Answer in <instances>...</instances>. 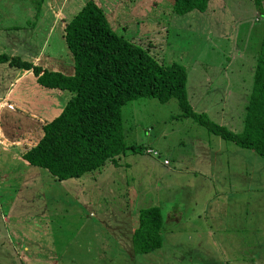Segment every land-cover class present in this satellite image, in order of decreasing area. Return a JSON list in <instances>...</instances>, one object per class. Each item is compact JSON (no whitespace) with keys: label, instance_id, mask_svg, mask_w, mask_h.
I'll use <instances>...</instances> for the list:
<instances>
[{"label":"rangeland","instance_id":"rangeland-1","mask_svg":"<svg viewBox=\"0 0 264 264\" xmlns=\"http://www.w3.org/2000/svg\"><path fill=\"white\" fill-rule=\"evenodd\" d=\"M57 1L59 6L64 2V17L46 39L42 8L37 12L30 0H0V52L28 61L39 53L40 64L49 58L57 70L72 73V50L61 24L88 0ZM94 1L107 14L113 8L114 0ZM156 1V30L149 26L129 38L147 44L155 40L161 52L151 53L159 61L185 68L195 111H206L233 131L244 129L264 33L255 1L208 0L203 9L186 14L174 11L173 0ZM119 25H112L117 33L139 30ZM123 118L126 142L136 145V152L129 151L117 165L107 163L65 180L32 167L44 178L39 190L46 196L43 222L50 228L44 226L39 237L49 249L45 256L53 257L47 264H227L243 259L264 264V158L182 116L177 98L130 100ZM17 204V211L41 205ZM151 206L160 207L164 216L170 213L166 223L172 227L164 230L162 248L138 253L132 241L138 210ZM0 235L5 236L1 223Z\"/></svg>","mask_w":264,"mask_h":264},{"label":"trees","instance_id":"trees-1","mask_svg":"<svg viewBox=\"0 0 264 264\" xmlns=\"http://www.w3.org/2000/svg\"><path fill=\"white\" fill-rule=\"evenodd\" d=\"M254 1L264 18V0ZM30 2L39 12L45 1ZM207 2L175 0L173 8L176 13L186 14L203 9ZM64 30L72 50L73 73L43 69L16 54L0 52V63L31 70L43 87L73 93L62 111L43 126L37 144L22 154L34 167L48 170L59 180L80 178L108 162L116 164L129 151L136 152V145L126 142L123 106L140 97H156L163 102L177 98L182 116L193 117L223 140L252 149L264 158V33L254 64L244 129L233 131L212 120L206 111H195L188 96L185 68L177 63L165 64L152 54L160 53L162 44L158 46L155 40L147 44L142 38L138 42V38L117 33L96 1L88 0L67 21ZM161 210L158 206L138 210V225L132 236L138 253H150L163 246Z\"/></svg>","mask_w":264,"mask_h":264},{"label":"crops","instance_id":"crops-1","mask_svg":"<svg viewBox=\"0 0 264 264\" xmlns=\"http://www.w3.org/2000/svg\"><path fill=\"white\" fill-rule=\"evenodd\" d=\"M44 1L40 17L43 22L47 23L48 31L44 37L47 39L53 34L59 20L64 17V2L59 6L57 0ZM156 3V0H114L113 8L109 9L108 14L107 12L105 14L111 26H120L119 23H123L122 27L126 29L137 27L136 29L139 30L136 33L124 34L127 37L134 36L141 30L146 32L149 26H153V31L156 30L157 25L154 26V22L157 21L156 18L159 15L156 11ZM148 20L152 23L147 24ZM66 23L67 21H64L61 24L64 38ZM39 56V53L32 55L30 61L40 65L43 69L57 70L49 62L48 57V62L40 64ZM1 64L3 65L0 68V74L3 76L0 75V223L5 236L1 237L0 235V264L52 263L53 257L45 256L44 252L48 248L39 237L45 231L43 230L44 226L47 230L50 228L43 222L44 206L42 203L46 196L44 192H41V189L39 190L44 178H38L39 173L32 169V167H36L30 164L22 154L37 144L42 137L43 126L62 111L73 93L68 89L43 87L38 83L31 70L17 69L10 66L8 62ZM7 124L15 126V129ZM118 162L120 161H116V164L112 163V165H117ZM2 170H4L3 175H1ZM13 170L18 171L14 172ZM22 170L24 173L21 172ZM10 196V203L3 202L5 197ZM21 201L40 202L41 205L36 208L33 204L32 210L36 209L37 212L31 209L17 211V203ZM169 214L164 216V230L168 229L171 224V222L166 223V220L168 221L171 217ZM51 248L52 245H50ZM231 261L227 264H252L251 260L246 259Z\"/></svg>","mask_w":264,"mask_h":264},{"label":"built area","instance_id":"built-area-1","mask_svg":"<svg viewBox=\"0 0 264 264\" xmlns=\"http://www.w3.org/2000/svg\"><path fill=\"white\" fill-rule=\"evenodd\" d=\"M148 152H150V153H153V152H152V151H150V150H148ZM155 155H158V152H156V151H155ZM165 164H169V161H168V160H166V161H165Z\"/></svg>","mask_w":264,"mask_h":264}]
</instances>
